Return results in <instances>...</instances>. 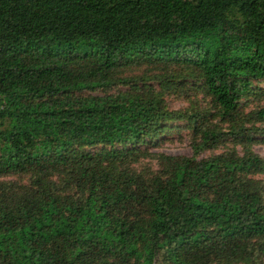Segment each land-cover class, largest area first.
Listing matches in <instances>:
<instances>
[{
    "label": "trees",
    "instance_id": "trees-1",
    "mask_svg": "<svg viewBox=\"0 0 264 264\" xmlns=\"http://www.w3.org/2000/svg\"><path fill=\"white\" fill-rule=\"evenodd\" d=\"M183 78L206 107L136 86ZM260 80L264 0H0V264H264ZM181 121L193 156L137 149Z\"/></svg>",
    "mask_w": 264,
    "mask_h": 264
},
{
    "label": "rangeland",
    "instance_id": "rangeland-1",
    "mask_svg": "<svg viewBox=\"0 0 264 264\" xmlns=\"http://www.w3.org/2000/svg\"><path fill=\"white\" fill-rule=\"evenodd\" d=\"M143 69L134 71L130 75L140 76ZM136 86H151L155 91L161 93V98L165 107L169 111H185L190 109L194 104H199L202 107H206L207 102L202 100L201 96L195 95L194 88L196 83L193 79H177L171 85L170 90H165L159 82H146L138 83ZM131 89V86L118 85L110 89H96L93 91L84 90L81 92H72L71 96H104V95H116L118 93H124ZM251 91L253 95L241 101V111L243 117L247 120L249 113L260 107H264V80L253 81L251 83ZM167 128L156 137H147L146 142L143 145L137 147L141 152L147 154H165L169 156H193V152L190 146V129L184 122H176L167 124ZM255 127H261L264 129V125H255ZM256 143L253 146V151L264 157V130L255 132ZM231 146V141L221 143L213 152H206L200 157H209L212 154H218ZM108 150V147H103ZM129 148V147H128ZM101 148L96 147L90 149L91 152H98ZM119 149V148H118ZM159 164L152 157H143L140 161L133 166L136 173L144 175L146 178L155 175L159 171ZM264 180V176L257 177ZM5 180L14 181L20 185L28 184V176H16L7 178Z\"/></svg>",
    "mask_w": 264,
    "mask_h": 264
}]
</instances>
